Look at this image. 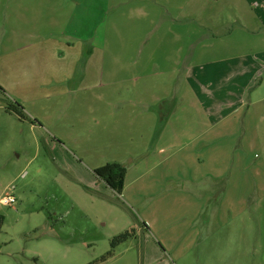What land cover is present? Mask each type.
<instances>
[{"label": "rangeland", "instance_id": "rangeland-1", "mask_svg": "<svg viewBox=\"0 0 264 264\" xmlns=\"http://www.w3.org/2000/svg\"><path fill=\"white\" fill-rule=\"evenodd\" d=\"M10 2L0 0V195L11 194L15 202L0 204V264H264V81L259 86L264 21L258 19V8L252 9L260 2L241 9L237 0H195L184 6L181 36L187 51L181 53V66L240 55L259 74L241 95L245 106L250 103L246 120L240 117L247 107L219 126L225 132L216 148L215 197L203 199L185 182L181 201L172 199L174 206L155 203L148 235L137 206L95 178L93 165L115 154L101 138L103 153L98 149L96 124L87 119L86 126L62 132L45 126L51 113L44 114L33 98L64 90H41L27 82L32 68L20 64L18 53L2 40ZM127 3L122 4L124 18L130 16ZM158 6L175 14L169 3ZM260 8L264 18V4ZM162 32L155 26V34ZM96 63L97 57L91 58V69ZM95 75L100 73L88 74V80L93 82ZM94 92L73 95L91 99ZM194 98L181 88V113L202 114ZM10 104L23 107L26 117L9 111ZM53 116L64 119L65 114ZM192 172L184 169L187 176ZM132 229L133 236L111 246L115 235Z\"/></svg>", "mask_w": 264, "mask_h": 264}, {"label": "crops", "instance_id": "crops-1", "mask_svg": "<svg viewBox=\"0 0 264 264\" xmlns=\"http://www.w3.org/2000/svg\"><path fill=\"white\" fill-rule=\"evenodd\" d=\"M160 1L171 4L175 14L155 0H11L1 28L6 47L32 68H26L27 82L41 90H64L33 98L44 114L51 113L45 126L62 132L86 126L87 119L96 124L98 149L103 153L101 138L115 153L107 162L125 167L121 193L112 191L137 206L147 235L155 223V203L174 206L185 182L203 199L215 197L216 148L225 132L219 126L247 107L238 116L246 120L250 103L245 106L241 95L259 74L240 55L181 66V53L187 51L181 15L195 0ZM256 1L259 7L252 9L258 8V19L264 21V0H237L240 9ZM125 3L126 18L120 16ZM155 26L163 32L155 34ZM98 72L90 82L88 74ZM181 88L195 97L202 114L181 113ZM81 90H94L95 96L73 95ZM58 111L64 119L53 116Z\"/></svg>", "mask_w": 264, "mask_h": 264}, {"label": "trees", "instance_id": "trees-1", "mask_svg": "<svg viewBox=\"0 0 264 264\" xmlns=\"http://www.w3.org/2000/svg\"><path fill=\"white\" fill-rule=\"evenodd\" d=\"M9 111H13L20 119L26 117L23 112V107H20L19 104H10L8 106ZM94 175L105 183L111 190L120 194L124 184H125V167L118 162H107L99 167L93 169ZM3 215L0 213V230L3 224ZM134 230H126L115 235L111 239V246L114 247L117 244L127 240L129 237L133 236ZM111 254V251L107 255ZM106 256H102V259H105Z\"/></svg>", "mask_w": 264, "mask_h": 264}, {"label": "built area", "instance_id": "built-area-1", "mask_svg": "<svg viewBox=\"0 0 264 264\" xmlns=\"http://www.w3.org/2000/svg\"><path fill=\"white\" fill-rule=\"evenodd\" d=\"M15 202V196L11 194L0 195V204L12 205Z\"/></svg>", "mask_w": 264, "mask_h": 264}]
</instances>
